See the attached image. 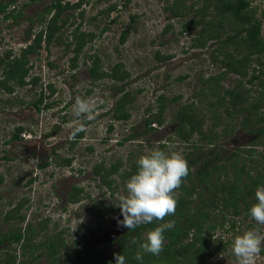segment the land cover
<instances>
[{
    "label": "rangeland",
    "instance_id": "374dc122",
    "mask_svg": "<svg viewBox=\"0 0 264 264\" xmlns=\"http://www.w3.org/2000/svg\"><path fill=\"white\" fill-rule=\"evenodd\" d=\"M51 1L15 0V6L9 5L6 11L21 13L17 18H5V13L0 12V55L3 58H7L3 55L5 51L12 49L15 55H19L20 46L26 41L32 42L34 35L52 17L53 13L46 11ZM250 1L263 23L264 33V0ZM172 2L85 1L80 9H70L63 14V17L70 18L62 27L61 42L54 41L47 45L44 41L37 51L28 54L29 72L26 81L39 77V83L15 86L13 92L0 87V231L11 226L4 220L7 211L19 201L26 200L21 209L25 215L24 221H13V225L25 227L31 223L43 226L42 232L36 235L37 240L62 232L72 250H83L90 254L98 249L104 257L117 252L114 240L128 228L118 226V219L122 220L123 216L116 203L120 195L126 194L128 179L114 175L118 187L109 190L94 175V165L103 162L109 167L122 160L125 162L121 169L123 171L133 160L136 161L160 144H165V148L172 145V150L184 156L192 151L189 142L193 138L198 141L199 136L195 135L189 142L183 140L177 133V123L173 116L180 105L189 102L198 92L200 78L215 75L220 69V63L212 57L219 46L216 39L209 40L205 37L207 34L200 35L202 26H194V23L191 30L181 32L187 22L198 18L194 11L199 9L206 12L204 1L188 0L184 7L189 13L182 18L170 9ZM114 4L116 9L108 14L106 10ZM193 4L191 11L189 8ZM82 12L84 17L80 15ZM76 28L92 31L97 36L87 43L77 59V67L72 69V58L75 56L73 48L76 44L72 31ZM103 28L106 29L100 34ZM127 28H130L129 36L121 43V33ZM204 38L206 41H202ZM200 41L204 44L194 45ZM68 44H71L70 47H67ZM158 51L169 58L159 61L156 58ZM92 52L100 56L105 70H109L114 63H120L129 71L130 77L118 81L116 85V81L111 78L93 83L88 72L90 60L86 61L87 54ZM2 69L0 67V73ZM238 78L231 73L222 82L226 87H233ZM256 86L257 81L251 92L255 96L259 92ZM123 89L131 91L135 99L129 107L130 118L117 120L112 109ZM41 94L44 100L38 110L34 102ZM161 94H165L162 101L166 104L163 122L160 124L153 121V129L149 130L146 119L151 112L159 110ZM178 96L180 99L173 101ZM78 97L90 99L95 105L93 120L73 116L71 107ZM199 104L197 101L196 105L201 109L203 106ZM240 119L232 120L231 124H236L235 129L220 138V149H223L221 154L228 156L237 149L250 150V146H253L255 155H264V146L256 143V135L248 134L241 128ZM75 125L85 129L80 132L82 136L78 139L72 137L70 131ZM19 127L23 131L19 132L17 138H13ZM9 140H12L11 143H8ZM66 157L72 158L69 166L58 164V160ZM45 161L49 165L41 168L40 165ZM196 168L193 167L192 172ZM196 181L193 176V182L187 180L186 185ZM75 185L84 188L82 199L69 202L70 190ZM200 186L207 190L206 184ZM97 200H104L109 207V213L99 219L91 212L93 201ZM197 203L196 196L192 205ZM240 223L237 222L235 230L229 225H218L212 235H207L206 245L210 249H213L217 241H221L223 247L207 257L210 264H237V258L231 251L236 235L250 229L264 235V225H258L251 216ZM187 240H190V235ZM47 250L43 249L40 264H52L45 255ZM9 252L20 256L21 250L16 244H0L1 259ZM254 264H264V251L255 257Z\"/></svg>",
    "mask_w": 264,
    "mask_h": 264
},
{
    "label": "trees",
    "instance_id": "16d2710c",
    "mask_svg": "<svg viewBox=\"0 0 264 264\" xmlns=\"http://www.w3.org/2000/svg\"><path fill=\"white\" fill-rule=\"evenodd\" d=\"M15 0L7 2L0 1V12L5 13V18H17L21 13L16 14L14 10L6 11L9 5H13ZM90 0H52L46 8L47 13H53L52 17L46 21L47 24L35 34L32 42L20 47L21 53L15 55L14 50L5 51L3 58L0 55V87L8 92L15 91V86H25L27 83H39V77H33L26 81L29 72L28 54L37 51L44 41L47 45L52 42H61L62 27L70 18L63 17V14L70 9H80L82 4ZM188 0H173L170 9L177 17H186L188 10L184 7ZM206 12L197 9L193 22H187L181 32L191 30V25L202 26L199 34L207 39H216L218 48L212 55L215 62L220 63L219 72L208 78H200V86L195 96L189 102L180 105L175 111L173 120L177 123V133L188 141L195 135L199 136L198 141L189 142L193 147L184 157L189 166V173L183 179L181 187L175 192L177 197V207L174 215L166 216L163 221H153L150 224L140 225L135 229H128L123 235L115 239L118 248L116 253L125 256L126 264H210L207 260L210 254L219 248H223L221 241L214 244L213 249L206 245L207 235H212V231L219 225L230 227L235 230L237 222L241 223L250 216V208L258 203L255 197L256 189L264 186V155H255L253 146L250 150L237 149L230 155H222L219 145L220 138L227 136L235 129V123L241 117L239 123L241 128L248 134L256 135V143L264 146V33L263 23L257 16L250 0H203ZM194 4L189 10H193ZM116 9V4L110 6L106 12L109 14ZM204 9V10H205ZM198 14V15H197ZM84 17V12L80 13ZM41 20L44 21L43 16ZM132 25V24H131ZM170 26V25H169ZM167 26L166 30H168ZM130 27V26H129ZM106 28L100 32L102 34ZM30 32V36H31ZM130 33V28L124 30L120 36V42L124 43ZM72 36L76 40L73 52L71 68L77 67V59L86 47L97 36L92 31H81L76 28L72 31ZM202 41H206L204 38ZM203 42L194 45H202ZM68 44L67 47H70ZM87 62L90 60L88 72L93 83L111 78L113 81H125L130 77L129 71L120 63H114L109 70H105L101 64V58L96 52L88 53ZM159 61H164L169 56L156 53ZM234 73L239 78L233 83V87H226L223 84L229 74ZM183 77H180L182 79ZM247 80V81H246ZM246 81V82H245ZM257 81L258 95H252V88ZM249 85V86H247ZM123 93L116 100L112 109L113 116L117 120L130 118L129 107L134 102V94L131 91L121 90ZM120 91V92H121ZM120 94V93H119ZM196 99H195V98ZM165 94L159 96L161 105L159 110L151 112L146 123L149 130L153 129L151 124L157 121L163 122V114L166 104L162 101ZM180 96L173 98L178 101ZM44 95L35 101L38 110L43 103ZM201 104V109L196 105ZM205 111V112H204ZM209 112L210 115L206 113ZM207 123V124H206ZM206 125V126H205ZM223 127L222 130H218ZM112 126L110 127V129ZM23 131L19 127L18 133L13 136L17 138L19 132ZM82 133L75 136L78 139ZM12 138V139H13ZM165 148V144H160ZM89 149H92L89 147ZM138 160V159H137ZM137 160H133L130 166L121 171L125 162L119 160L106 167L103 162L96 163L93 172L104 187L115 190L118 176L125 179L137 172ZM135 161V162H134ZM58 163L69 166L72 163L71 157L58 160ZM200 163V165H198ZM46 162L41 167L46 166ZM197 167L195 172L192 168ZM196 182L186 185V181ZM2 180V176H0ZM32 180V179H31ZM32 181H29L30 183ZM206 184L207 190L203 186ZM116 186V187H115ZM200 188V189H198ZM84 188L73 186L70 190L68 201L78 202L82 199L81 194ZM206 193V195H205ZM90 196V195H88ZM198 203L192 205L195 197ZM26 200L19 201L11 210L7 211L4 220L11 224L6 230L0 231V244L9 246L16 244L21 252L8 253L0 264H40V259L44 255L43 249L48 248L46 256L52 264H116L114 254L104 257L103 252L94 250L87 254L83 250H72L67 245L62 232L54 236H48L43 240H37L36 235L41 233L43 226H35L28 223L25 227L14 226L13 221H24L25 215L21 212ZM92 215L102 218L109 213V207L104 200L93 201L91 207ZM174 221V227L166 229L164 232L165 242L163 251L157 256L145 253L140 245L144 242L145 233L161 223ZM240 223V224H241ZM190 235V240L187 238ZM135 239L136 243H132ZM212 251V252H211ZM264 251V245H262ZM137 252L143 256V261L135 259Z\"/></svg>",
    "mask_w": 264,
    "mask_h": 264
},
{
    "label": "clouds",
    "instance_id": "9594fccd",
    "mask_svg": "<svg viewBox=\"0 0 264 264\" xmlns=\"http://www.w3.org/2000/svg\"><path fill=\"white\" fill-rule=\"evenodd\" d=\"M71 112L76 118L91 121L95 116V105L90 99L78 97L72 104ZM70 131L72 137H75L85 129L75 125ZM172 147L157 146L138 158L137 172L127 180L126 194L120 195L116 203L123 216L122 220L118 219V226L132 230L154 220L163 221L166 216L175 214V192L187 177L189 166L184 155L172 150ZM255 197L258 203L251 206L250 216L258 225H264V186L256 189ZM173 227L174 221H169L147 231L140 245L142 250L158 256L164 248L165 230ZM132 243H136L135 239ZM262 245L264 235L250 229L234 237L231 251L237 258V264H254L255 257L261 254ZM114 256L116 264H126L123 254L114 253ZM135 259L143 261L140 252L136 253Z\"/></svg>",
    "mask_w": 264,
    "mask_h": 264
},
{
    "label": "flooded vegetation",
    "instance_id": "af4514ba",
    "mask_svg": "<svg viewBox=\"0 0 264 264\" xmlns=\"http://www.w3.org/2000/svg\"><path fill=\"white\" fill-rule=\"evenodd\" d=\"M1 1H2V0H1ZM13 6H15V5H13ZM29 36H30V33H29ZM34 37H35V35H34ZM31 41H32V40H31ZM26 43L29 44L30 42H27V41H26ZM26 43H25L24 45H26ZM11 141H12V140H9L8 143H11ZM46 162H47L48 164H47L46 166H44V167H41V165H44ZM57 162H58V161H57ZM58 164H60V163H58ZM41 165H40L41 168H45V167H47V166L49 165V162H48V161H45V162H44L43 164H41ZM60 165H62V164H60ZM62 166H63V165H62ZM64 166H66V165H64Z\"/></svg>",
    "mask_w": 264,
    "mask_h": 264
}]
</instances>
